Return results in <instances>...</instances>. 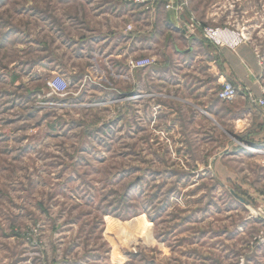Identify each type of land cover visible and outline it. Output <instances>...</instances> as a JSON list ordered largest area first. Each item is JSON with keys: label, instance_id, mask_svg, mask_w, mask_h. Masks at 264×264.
I'll use <instances>...</instances> for the list:
<instances>
[{"label": "rangeland", "instance_id": "rangeland-1", "mask_svg": "<svg viewBox=\"0 0 264 264\" xmlns=\"http://www.w3.org/2000/svg\"><path fill=\"white\" fill-rule=\"evenodd\" d=\"M158 1L0 0V264H264L238 189L264 192L262 153L234 156L214 127L192 140L168 96L152 108L150 74L145 98L132 87L130 71L175 69L149 42L124 58L130 15ZM194 1L203 30L253 44L264 67V0Z\"/></svg>", "mask_w": 264, "mask_h": 264}, {"label": "crops", "instance_id": "crops-1", "mask_svg": "<svg viewBox=\"0 0 264 264\" xmlns=\"http://www.w3.org/2000/svg\"><path fill=\"white\" fill-rule=\"evenodd\" d=\"M194 2L196 3L194 0H159L148 8L137 6L141 9V15H130L134 25L129 24L121 33L127 46L125 61L129 58H143L141 56L149 52L145 49V44L149 42L154 46L169 48V51L164 49L166 52L162 54H154L153 57L159 63L157 66L166 62L164 65L169 63L175 67L167 71L156 68L130 71L132 87L138 90V94H145L143 78L150 74L148 87L151 91H148V96L152 99V108L162 107V98L168 96L171 102L168 108L173 113L170 118L176 120L179 115L177 110H183L186 113L184 117L188 119L186 124L190 127L189 135L192 140L201 137L207 128L214 127L216 132L229 137L225 151L233 150V155L238 157H251L254 156L253 148L264 156V109L255 104L264 84V67L259 63L251 43H242L232 49L227 46L217 47L205 40L202 36L204 18H198L202 5L197 7ZM144 14L150 17L148 25L143 21ZM85 38L82 36V39ZM166 56L168 59L165 60ZM161 74L167 77H161ZM224 82L231 83L238 90L236 99L222 101L218 98V91ZM162 85H165L162 92L164 94L161 93ZM129 93L128 91L127 102ZM259 188L262 187L255 182L244 183L242 187L239 182L238 185V189L243 190L239 194L240 200L247 195L249 207L260 212L255 215L258 216L256 221L264 227V192ZM262 234L264 228L259 232L256 244L252 245L253 254L261 255L260 252H264V243L259 242Z\"/></svg>", "mask_w": 264, "mask_h": 264}, {"label": "built area", "instance_id": "built-area-1", "mask_svg": "<svg viewBox=\"0 0 264 264\" xmlns=\"http://www.w3.org/2000/svg\"><path fill=\"white\" fill-rule=\"evenodd\" d=\"M156 0H137L138 3L141 4H152ZM205 40L215 44V45H228L229 47H235L240 44L242 41L241 38L236 37V35L229 33L227 30L222 29H204L202 31ZM154 63L152 59H135L129 61V67L131 69H142L145 67H149ZM49 88L51 89L53 94L63 95L68 90V83L65 81L56 82L53 80L51 84H49ZM238 90L229 82H225L222 85L218 93V98L222 101H230L235 99L238 96ZM255 104L264 109V86L261 89V97L255 100ZM259 242L264 243V234L259 238Z\"/></svg>", "mask_w": 264, "mask_h": 264}]
</instances>
